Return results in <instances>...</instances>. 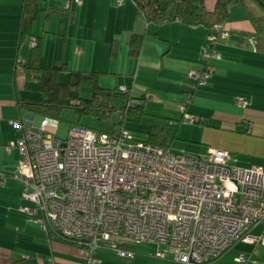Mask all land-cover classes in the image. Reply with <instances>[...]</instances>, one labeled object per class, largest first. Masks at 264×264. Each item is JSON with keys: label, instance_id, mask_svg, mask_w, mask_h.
Instances as JSON below:
<instances>
[{"label": "crops", "instance_id": "crops-1", "mask_svg": "<svg viewBox=\"0 0 264 264\" xmlns=\"http://www.w3.org/2000/svg\"><path fill=\"white\" fill-rule=\"evenodd\" d=\"M203 1L206 10L213 12L218 0ZM24 3L0 0V198L5 199L0 203V264H87L79 244L50 236L21 212L23 207L35 206L23 200V185L15 179L20 151H6L10 143L21 139L13 124H35L37 116L19 103L38 101L28 95L32 83L24 71L33 40L40 43L42 68L64 65L59 81L69 80L72 71L96 73L101 88L127 89L128 105L144 104L146 115L138 121L150 117L151 131L162 128L170 150L177 140L180 151L190 155L206 157L211 150H224L232 166L264 168V23L256 26L240 4L231 5L222 23L229 37L215 46L220 59L210 61L213 75L205 87L194 89L190 74L205 65V27L180 21L150 23L138 14L132 0L122 6L117 0H82V5L75 0H43L44 11L34 22L33 36L23 40ZM248 7L264 18L259 1L248 0ZM135 35L142 36L143 42L138 54L132 55L130 41ZM254 36L259 39L256 51L244 48L245 38ZM186 114L196 123L183 122ZM253 233L264 234V225ZM142 245L135 247L131 260L107 248L95 257L100 264H179L153 257L158 247L138 248ZM241 254L247 264H264V247L256 250L248 244H236L210 264H243L236 261Z\"/></svg>", "mask_w": 264, "mask_h": 264}, {"label": "built area", "instance_id": "built-area-1", "mask_svg": "<svg viewBox=\"0 0 264 264\" xmlns=\"http://www.w3.org/2000/svg\"><path fill=\"white\" fill-rule=\"evenodd\" d=\"M228 37L223 24L208 33L205 65L190 74L192 88L206 86L215 71L210 61L220 59L215 46ZM242 46L256 51V38L246 37ZM116 113L126 116L125 110ZM183 122L196 120L186 114ZM58 126L51 117L39 126L15 122L21 139L6 151H20L15 179L23 200L35 206L21 212L46 233L79 244L87 264L101 263L95 255L102 248L134 259L142 244L157 245L153 257L179 264H210L236 244L264 247V234L253 233L264 225L263 167L232 166L224 150L206 157L173 152L125 129L110 134L74 125L60 138L52 132ZM236 261L247 264V257Z\"/></svg>", "mask_w": 264, "mask_h": 264}, {"label": "trees", "instance_id": "trees-1", "mask_svg": "<svg viewBox=\"0 0 264 264\" xmlns=\"http://www.w3.org/2000/svg\"><path fill=\"white\" fill-rule=\"evenodd\" d=\"M137 7V12L145 16L148 22L163 24L180 21L189 27H205L208 33L216 24L224 23L229 17L231 5L240 4L248 13L250 19L256 26L264 23V18L256 17L248 7V0H218L215 10L208 12L203 0H132ZM264 7L262 0H257ZM43 0H25L21 20L20 36L28 39L33 36V25L38 15L44 11ZM259 44V39L254 36ZM143 42V37L135 35L130 41L132 55H137ZM40 43L32 49L29 60L24 65V71L28 83H37L41 100L37 102L21 101V109L41 117H51L58 121L66 113H74L78 117L76 125L83 126L81 120L91 119L97 124L111 120L113 112L121 109L116 108L118 100H124L128 95L121 91L103 89L98 85V74L82 73L72 71L69 73L68 83H61L59 75L65 70L62 63H57L51 69H44L40 65ZM83 88L92 89L93 95L90 99L81 97ZM126 111L125 118L121 119V125L125 124L131 117L136 120L143 118L146 114L143 103L134 105L127 104L123 108ZM98 132L94 128L86 127ZM117 134L115 131L104 132ZM135 137V136H134ZM137 139V138H136ZM139 140V139H138ZM149 144L167 148L166 138L162 128H154L149 137L140 139ZM54 237L53 235H50ZM57 238V237H56ZM77 244L76 242H72Z\"/></svg>", "mask_w": 264, "mask_h": 264}, {"label": "rangeland", "instance_id": "rangeland-1", "mask_svg": "<svg viewBox=\"0 0 264 264\" xmlns=\"http://www.w3.org/2000/svg\"><path fill=\"white\" fill-rule=\"evenodd\" d=\"M68 78H60L61 83H68ZM29 96L32 99H35L38 101L41 100V93L39 92V85L36 83L30 84V89L28 90ZM81 97L90 99L93 95L92 89L89 88H83L81 90ZM127 104L126 100H118L116 102V108L120 109L121 107H124ZM120 117L117 115V113L113 112L111 120L108 122H102L97 124L95 121L91 119H83L81 120V124L86 127L94 128L99 131H104V132H112L115 131L116 133H120L123 129V126L121 125V120L119 119ZM43 117L41 116H36L35 118V126H39L41 124ZM150 117L145 118L143 121H138L135 119V117H131L126 123H125V130L128 131L130 134L135 136L137 139H145L150 131H151V123L150 122ZM78 123V117L74 113H66L62 117V120L59 121V126L57 129H52V132L57 135L60 138H66L68 136L69 129L76 125ZM175 143L172 145V151L173 152H181L180 148H182V145L175 141ZM2 192H5V188L3 189ZM4 198H0V203L1 201H4ZM157 245L155 244H144L138 248H145L149 250H154L157 249ZM119 259V258H118ZM121 260V259H120Z\"/></svg>", "mask_w": 264, "mask_h": 264}]
</instances>
